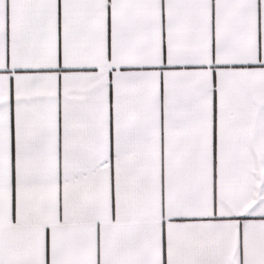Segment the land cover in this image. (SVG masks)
<instances>
[{
  "label": "snow or ice",
  "instance_id": "1",
  "mask_svg": "<svg viewBox=\"0 0 264 264\" xmlns=\"http://www.w3.org/2000/svg\"><path fill=\"white\" fill-rule=\"evenodd\" d=\"M0 264H264V0H0Z\"/></svg>",
  "mask_w": 264,
  "mask_h": 264
}]
</instances>
